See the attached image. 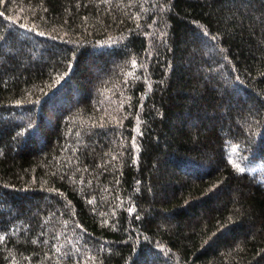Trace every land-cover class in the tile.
Returning a JSON list of instances; mask_svg holds the SVG:
<instances>
[{
  "label": "trees",
  "instance_id": "obj_1",
  "mask_svg": "<svg viewBox=\"0 0 264 264\" xmlns=\"http://www.w3.org/2000/svg\"><path fill=\"white\" fill-rule=\"evenodd\" d=\"M0 264H264V0H0Z\"/></svg>",
  "mask_w": 264,
  "mask_h": 264
}]
</instances>
